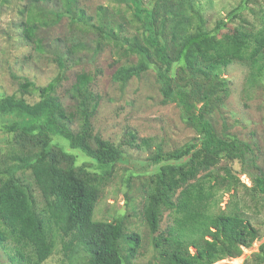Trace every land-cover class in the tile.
Listing matches in <instances>:
<instances>
[{
  "label": "trees",
  "instance_id": "16d2710c",
  "mask_svg": "<svg viewBox=\"0 0 264 264\" xmlns=\"http://www.w3.org/2000/svg\"><path fill=\"white\" fill-rule=\"evenodd\" d=\"M117 1L125 8L115 13L129 11L134 32H122L120 23L112 24L115 13L106 6L98 5L95 16L82 7L75 10L77 0H65V9L52 12L51 21L67 16L78 31H96L95 52L107 44L112 65L120 63L111 76L116 83L125 85L153 71L161 102L174 103L180 119L196 134L170 150L153 144L150 137L137 141L132 132L124 142L149 149L146 161L155 166L141 181L150 232L158 229L162 212L171 215L166 235L152 239L155 251L150 264H231L221 260L239 257L261 235L236 192L224 209L215 208L223 192L238 186L264 201V171L253 166L250 144L226 126L216 131L211 115L228 95L229 81L223 72L229 64L249 69L248 85L264 77V26L255 33L227 29L241 4L207 28L196 0ZM26 17L23 36L40 49L36 31L50 18L31 8ZM83 46L81 40H73L66 52ZM64 68L60 62L58 74L42 86L17 77L15 89L0 95L4 117L0 130L8 154L0 161V247L12 264H42L58 244L71 263L82 251L83 264H136L141 239L137 232L125 230L127 216L94 219L114 165L123 160L122 150L94 132L91 118L99 96L91 90L90 73L75 74L66 90L69 104L58 95ZM33 92L37 99L28 102L24 96ZM68 149L79 150L93 164H77ZM234 160L240 161L243 173L246 163L256 169L254 174L246 172L250 186L230 166L220 164ZM252 257L253 264H264V242Z\"/></svg>",
  "mask_w": 264,
  "mask_h": 264
},
{
  "label": "rangeland",
  "instance_id": "374dc122",
  "mask_svg": "<svg viewBox=\"0 0 264 264\" xmlns=\"http://www.w3.org/2000/svg\"><path fill=\"white\" fill-rule=\"evenodd\" d=\"M64 1L0 0V95L10 94L15 89L17 77L28 78L36 86L45 85L58 74L59 63L62 62L65 67L64 78L57 93L64 103L69 104L66 90L73 82L75 74L84 71L94 77L91 90L99 96L98 105L91 118L94 132L118 144L123 153V160L114 165L112 176L103 188L102 197L95 208L94 219L111 220L114 216L126 215L125 230L137 232L141 239L140 248L133 262L150 264L155 251V249L152 251V239L157 234L166 235V229L171 224V215L168 211L162 212L158 229L154 233L150 232L143 212L145 199L141 181H144L155 166H149L146 161L150 154L149 149H137L127 146L124 142L131 139L128 133L132 132L137 136V141L141 137H150L153 144H160L164 150H170L190 141L196 134L180 119L179 109L174 103L161 102L159 85L155 81L153 71L148 70L125 85L116 83L112 81L111 76L120 63L112 65L111 50L107 44L103 45L101 51L95 52L99 39L96 31L88 30L86 33L78 31L73 28L67 16H63L55 23L51 21L55 18L52 12L65 9ZM149 1L151 0H143L144 3ZM196 1L207 28L214 26L217 20L223 19L239 4L243 8L234 20L227 23V29L255 33L264 26V0ZM75 5V10L76 7H82L90 16H95L98 5L108 7L113 13L125 8L124 4L117 0H77ZM30 8L41 9L50 18L48 24L41 25L36 31V38L41 42L40 49H36L35 45L23 36V27ZM131 18L129 11L125 10L118 15L115 13L111 23L115 25L120 23L122 32H134L129 22ZM221 36L222 33L219 35L222 39ZM77 39L81 40L84 46L77 47L72 54L67 53L69 44ZM129 61H134V58ZM248 72L246 66L237 62L225 68L223 76L229 81V92L211 117L216 131L220 132L223 126H226L229 132L250 144L255 156L253 166L264 171V77L248 85L246 83ZM35 94L33 92L24 97L28 102H32L37 99ZM3 120L4 117L0 116V125ZM3 135L0 130V161L8 158ZM67 151L76 155L77 164H93V161L79 150ZM220 164L230 166L240 181L247 186L251 185V181L246 172L250 174L257 172L251 163H246L247 171L243 173V166L238 160L222 161ZM234 192L244 204L245 214L252 217L250 219L261 236L251 247L243 249L239 257L223 259L221 262L253 264L252 253L264 242V201L262 197L252 196V192L238 186L236 191L230 189L223 192L219 206L215 209H224ZM190 250L193 251V248L190 247ZM82 255L83 252L80 251L76 255L77 258L73 259L75 261L71 263L65 258L58 244L53 254L42 264H83V258H80ZM0 264H12L8 254L1 247Z\"/></svg>",
  "mask_w": 264,
  "mask_h": 264
}]
</instances>
